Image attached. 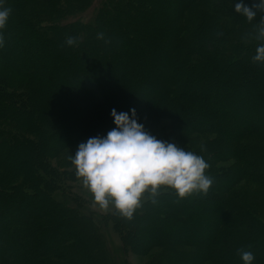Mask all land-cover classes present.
<instances>
[{
	"label": "trees",
	"instance_id": "1",
	"mask_svg": "<svg viewBox=\"0 0 264 264\" xmlns=\"http://www.w3.org/2000/svg\"><path fill=\"white\" fill-rule=\"evenodd\" d=\"M235 3L4 0L0 264H117L108 226L124 249L135 253L145 238L173 264H242L239 250L264 264V197L235 189L245 181L264 194V64L252 62L264 13L248 22ZM113 108H134L157 139L202 156L213 181L207 194L166 191L131 219L80 211L86 201L70 191L75 169L52 159L78 137L111 130Z\"/></svg>",
	"mask_w": 264,
	"mask_h": 264
},
{
	"label": "clouds",
	"instance_id": "2",
	"mask_svg": "<svg viewBox=\"0 0 264 264\" xmlns=\"http://www.w3.org/2000/svg\"><path fill=\"white\" fill-rule=\"evenodd\" d=\"M233 10L251 22L257 11L264 13V0H256L251 7L236 0ZM10 13L0 0V48ZM97 38L103 39V33ZM253 38L264 41V15L255 26ZM76 43L74 37L65 40L66 46ZM252 62L264 64V43L257 45ZM109 116L114 125L111 130L79 143L75 154L69 155L75 175L101 211L131 219L143 202L156 204V198L166 191L174 192L177 199L207 194L213 181L206 174L209 165L202 156L157 139L137 121L134 108L119 113L113 108ZM239 255L242 264H253L250 251L239 250Z\"/></svg>",
	"mask_w": 264,
	"mask_h": 264
},
{
	"label": "rangeland",
	"instance_id": "3",
	"mask_svg": "<svg viewBox=\"0 0 264 264\" xmlns=\"http://www.w3.org/2000/svg\"><path fill=\"white\" fill-rule=\"evenodd\" d=\"M91 3L89 5H91ZM199 4H200V6L198 7ZM97 5H98V3H97ZM196 6L198 8L206 7L204 1L198 2L196 4ZM197 7L195 9H197ZM94 9H95L94 6L91 5L88 8V10H82V12H80V14H82L81 17H85V19H91L93 12H94ZM76 134H77V132H76ZM73 136L74 135H70L71 138H73ZM87 139H88V137L87 138L78 137V140H74V141L68 143L66 145L67 148L63 147L60 152L56 153V156H55V158L52 159V162L54 164H60L61 166H64L63 169L66 171L74 170V167L71 165L69 155H74L78 144L81 142H86ZM232 163H233V161L229 160L226 162V164H225V162L222 163V165H231ZM70 181H71L70 182V185H71L70 191H72L71 193L78 196L79 198H81L82 201H86L85 209H80V211H82L83 213H87V214L88 213H93V214L95 213L96 215H99V216H101V215L102 216H109L114 212V211H101L93 203L90 194L84 189L82 182H81V179L78 178L76 175L74 176V178H71ZM237 186L238 187L235 189H241L240 191H243V188H240V186L247 187V189H245L244 192H246V191H247V193L249 192V197L252 199L257 198V197L260 198L262 196L264 197V194H261V193L257 194L256 192H253V191H256L258 189L251 188L249 186V184L246 183L245 181H238ZM147 227H149V226H147ZM105 228H106V230L102 231L103 237L106 241V244H107V247H108V250L110 252L111 257L113 258V260L117 264H121V262H123L124 260L128 264H173L171 262V260H169V258H171V257H169V255L165 252L164 249L154 247V246H150L145 238L144 239L138 238L139 239L138 240L139 241L138 247L136 246L135 253H133V252H131L130 249H124L122 247V244H121L118 236L111 229V227L108 226ZM146 236H149V235H146ZM174 249H177L176 251L184 250V251H191L192 253L195 252V249H189L188 247H182V248L176 247ZM160 255L164 258L161 261L158 260ZM192 264H194V263H192ZM196 264H198V263L196 262ZM206 264H208V263H206Z\"/></svg>",
	"mask_w": 264,
	"mask_h": 264
}]
</instances>
